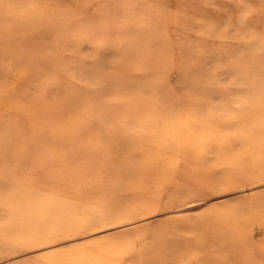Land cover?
<instances>
[{
	"label": "rangeland",
	"instance_id": "obj_1",
	"mask_svg": "<svg viewBox=\"0 0 264 264\" xmlns=\"http://www.w3.org/2000/svg\"><path fill=\"white\" fill-rule=\"evenodd\" d=\"M0 264H264V0H0Z\"/></svg>",
	"mask_w": 264,
	"mask_h": 264
},
{
	"label": "bare ground",
	"instance_id": "obj_2",
	"mask_svg": "<svg viewBox=\"0 0 264 264\" xmlns=\"http://www.w3.org/2000/svg\"><path fill=\"white\" fill-rule=\"evenodd\" d=\"M121 134H122V133H121ZM125 134H127V135L129 136V133L126 132ZM121 136L124 137L123 134H122ZM124 138H125V137H124ZM114 139H115V140H118L117 138H114Z\"/></svg>",
	"mask_w": 264,
	"mask_h": 264
}]
</instances>
